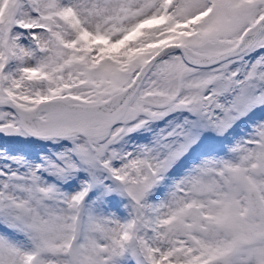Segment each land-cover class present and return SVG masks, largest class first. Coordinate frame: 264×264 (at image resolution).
Returning <instances> with one entry per match:
<instances>
[{"label":"snow or ice","instance_id":"1","mask_svg":"<svg viewBox=\"0 0 264 264\" xmlns=\"http://www.w3.org/2000/svg\"><path fill=\"white\" fill-rule=\"evenodd\" d=\"M0 264H264V0H0Z\"/></svg>","mask_w":264,"mask_h":264}]
</instances>
